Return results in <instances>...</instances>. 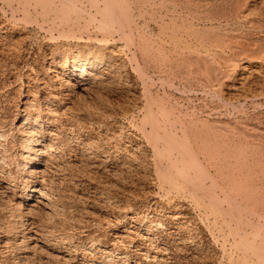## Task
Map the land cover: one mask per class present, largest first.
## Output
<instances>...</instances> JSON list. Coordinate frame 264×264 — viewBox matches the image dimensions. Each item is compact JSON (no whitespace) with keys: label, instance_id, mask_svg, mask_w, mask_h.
Wrapping results in <instances>:
<instances>
[{"label":"rangeland","instance_id":"374dc122","mask_svg":"<svg viewBox=\"0 0 264 264\" xmlns=\"http://www.w3.org/2000/svg\"><path fill=\"white\" fill-rule=\"evenodd\" d=\"M218 1L216 0L220 3L218 6L222 7L224 4L227 7L226 5L229 6L237 0H232L231 3V0ZM240 1H242L240 6L243 5L241 10L245 14L244 18L251 24L245 22L241 31L240 26H236V21L242 19L241 16L237 19L232 17L228 26L230 28L231 25L233 29L230 28V30L227 26L224 31L228 35L226 37H229V40L227 38L226 40L230 43L233 41L232 44H234V41L238 42L241 38V41L253 39L256 43L259 41L257 44L261 43L264 46V0ZM18 5L14 0L12 7H9L4 0H0V16L2 17L0 19L7 29L13 32L14 42L20 43L18 46L14 45L11 52L0 51V128L3 127L9 134L5 144L9 145L8 149L10 148L3 155L4 151L0 145L2 154H0V169L2 168L0 170V264H232L238 255V250L235 251L233 248L235 245H232L235 237L230 233L236 216H250V221L252 220L255 224L264 222V216H262L264 214V61H261L262 63L255 60L249 62L240 50L233 48L234 51L231 52L232 48H225L226 46H224L225 49L222 48L223 50L212 49L208 51L209 53L202 51L200 57L207 61L204 62L205 64L202 62L203 70L204 66L209 65V70L213 75L212 79H207V74L201 70L202 68L198 70L191 64L187 66L189 61L182 59L179 61H182V65L178 61L176 65L175 61L171 60V58L175 59V55L169 44L162 45L163 42L157 37V28L155 23L151 22L152 20H147L145 24L137 19L135 24L133 23L135 28L131 25L132 35L127 33L128 28L126 29L127 25L124 22L116 24L123 28H113L115 31L99 29L97 23L100 15L95 14L94 16L93 14L97 12L94 11L96 10L93 8L94 5L89 4L88 0H83L80 3L82 12L78 13L83 21H78L81 32L76 30V34L68 38L67 35L66 37H62L63 34L60 35L59 30L65 29L63 25H61L62 28H58L60 25L57 24L59 23L57 20H55L57 23L51 22L52 14H50L51 18L47 15L50 20L45 18L49 22L46 25V22L39 18L42 17L38 14L40 9L36 7V10L33 9L34 4L33 6L30 4L27 8L31 12V19L32 14L34 18V15H37L38 20L35 24L33 20L29 21L24 18V13L21 12L23 10ZM90 5L93 6L90 7ZM34 11L37 13L35 14ZM90 17L93 19L91 20ZM27 22L28 24H25ZM50 23L55 24L52 26ZM74 25L78 27V24ZM135 31L138 34H135ZM235 31L243 33L244 36L240 33L241 37L236 39L232 35L238 37L239 32ZM144 36L148 38L144 39ZM230 37H234L233 40ZM76 39L92 45L104 43L106 40L107 43L104 44L112 45L113 59L110 63L101 64L102 68L100 67L104 74L102 84L91 83L93 86L88 84L85 87L87 89H83L78 87L74 80H69V83L62 82L56 74V68L52 66H50V71H46L47 61L51 56L49 46L59 45L63 50L66 48L65 43L77 41ZM15 44L17 45L16 42ZM158 52H162V56ZM144 54L146 58L143 57ZM228 58L237 62L233 63L234 61L231 62ZM166 63L171 65V68ZM227 63H229L228 66ZM234 64L237 67L233 69L231 67ZM243 66L245 69L242 68ZM214 73H217L216 76L219 75L216 79ZM47 75L50 81L45 79ZM240 77H248L246 84L249 86L246 84L240 86L242 81ZM157 99L160 104L165 103L163 105L170 113H174V117L178 113L182 115L177 116L178 119L183 120L182 122L180 119V122L176 117L173 119L171 114L173 120L171 124L175 123L172 130L176 135L178 134L177 137L183 138V132L180 133V131H183L187 125V129H190L192 127L189 124L190 120L194 122L196 117L205 120L219 118L218 120L231 121L229 123L233 122L236 125L243 124L237 127L245 125L248 126L247 128L250 127L247 133L251 135L248 134L247 140L253 147L250 150L247 147V150L241 153L243 158L246 157L247 163L245 160L244 162L248 165H243V161L240 164L243 159H241V154L236 157L240 158L239 163L238 160H233L232 152L227 149V152H224L225 148H221L222 145L220 148L223 150L219 151L224 152H221L223 159L219 157L221 155L218 150H214L212 146L219 156L217 155V159L214 157L215 154L213 160L210 158L211 161L207 158L209 152L213 153L211 146L207 145L210 150L207 149L206 155V152L200 151L202 150V145H200L196 154L201 152L202 157H199V154L198 157L204 158L202 159L204 162L210 160L205 163L201 160L202 175L199 176L202 178L194 176V170L189 168L187 171L193 174L195 179L192 177L193 180H188L178 175L177 177L175 175V173L178 174L177 169L174 166L171 167L170 162L164 159L159 150L157 151L155 137L151 132V123L145 117L148 107H151L154 113L156 112L159 104L156 102ZM30 103L34 105L30 111L28 109V116L31 120L37 119V125L25 119L24 107ZM49 111H52V115ZM190 113L193 114L192 117ZM184 120L188 122L185 127ZM179 122L183 124L182 130ZM28 123H31L30 126L33 128H30ZM25 136L30 137V142L33 139V143L23 142V139L27 138ZM189 137L191 138V135ZM48 138H52L53 147L42 148L47 153L40 157L36 153L39 152L40 145ZM47 143L50 142L47 141ZM21 145L24 149H21ZM28 145L31 147V152L28 153L31 159L27 162L26 168H29L32 163L34 168L39 167L44 170L43 175L38 174L30 180L35 183L44 180V188L51 190L49 191L52 195V202H54L51 204L54 206L49 204V207H45L38 203L34 192H31L29 198L24 197L23 181L20 179L23 173L20 167L17 169V166L20 160L22 162L21 158ZM226 153L231 154L227 157L224 156V154L229 155ZM204 155L206 157H203ZM255 157L257 161H260L259 163H256ZM41 158L47 159L42 160ZM235 161L237 164H233L236 163ZM229 167L236 168L230 170ZM161 173H165L172 179L158 178L157 176ZM10 175L11 179H9ZM199 179L204 180L203 184ZM194 189L195 193H193ZM212 193L215 195H211ZM249 197L255 198L253 201L257 206L255 202L253 205ZM240 199L243 201L241 202ZM246 200L248 201L245 203ZM201 202L206 209L204 205V207L201 206ZM209 202L215 205L217 213L209 211L206 205ZM225 205L227 208H224ZM243 206H247L248 209ZM229 207L233 216H225V219L226 214L222 212L223 210L227 212ZM251 209L252 211L258 209L257 214ZM226 222H230V225ZM243 226L240 225L241 228ZM244 228L250 230V226H244ZM23 235L27 236L25 241ZM30 237L32 239H29ZM222 246L223 249H221Z\"/></svg>","mask_w":264,"mask_h":264},{"label":"bare ground","instance_id":"6f19581e","mask_svg":"<svg viewBox=\"0 0 264 264\" xmlns=\"http://www.w3.org/2000/svg\"><path fill=\"white\" fill-rule=\"evenodd\" d=\"M14 0H4L5 3H7V5L9 7H12V2ZM17 1V4H19L18 6H20L22 8L24 14V18L25 19H29V21H32L37 22L38 19L37 18V15H34L35 18L33 17V14H32V19H31V12H29L27 6H29L30 4H34L33 6V9L36 8H39L40 11H38V14L39 16H42L44 17L43 19H41L42 17H39L40 20H43L46 22V25L47 23H49L48 21L45 20V18L47 17V15L50 16V14H52V21L51 22H59L57 24H59L60 26H58V28L61 27V25H63L62 27H65V29H60V35H62V37H66L65 35L69 36L68 38H70V36H74V34H76V30L78 31L79 30V23L78 21H80L82 19V17L80 18V15L78 13H80V11L82 10V7L80 3L83 1V0H15ZM85 1V0H84ZM218 1V0H217ZM223 1V0H222ZM225 1V0H224ZM233 1H236V0H233ZM32 2V3H31ZM220 2V1H218ZM232 2V0L230 1V3ZM240 2L242 1H236V2H233L231 4L226 5L227 7H225V5L223 4V2H221V4H223V6L221 7V5L218 6V4L220 3H217L216 0H88V3L90 4H93V5H90L93 6V8H95L96 10L94 11H97L96 13H94L93 15L95 16L96 15H100V19H98V25H97V28L99 29H105L106 31L107 30H111L113 28H123L121 26H118L116 24H118L119 22H124V24L126 23V29L128 28V32L130 35L131 32L133 31L132 30V27L131 25H133V23L139 19V20H142L145 24H146V21L147 20H152L151 22L155 23L156 25V28H157V37L159 38V40L161 42H163L162 45H164L165 43H167V45L169 44L172 52H173V55H175V59H172L171 60H174L176 65L178 64V62L180 60H187L189 61L188 65L187 66H193L194 68L196 67L198 70L200 68H202L201 70H203V65L205 64L204 62H207L206 59H204L203 57V60L201 59L200 57V52L202 51H210L212 49H215V50H219V49H222L224 48V46H226L225 48L229 47V48H234V49H238L240 50V52L244 55L245 59L248 60L249 62H253L254 60L255 61H258L259 63H262L264 61V46L260 43V44H257L255 42V40H247L245 39L244 41H241V39L236 42L234 41V44H232L233 41H228L229 37H226L227 33L224 32L226 27L228 26L229 24V20L232 19V17H235L236 19L237 18H241L240 20L237 19V24L236 26H240L239 28H241L240 30L242 31V27L245 26V22L246 24L250 23V21L248 22L247 19H245V14L244 12L241 10V5L240 6ZM229 3V2H228ZM227 3V4H228ZM247 3V2H246ZM87 4V3H86ZM226 4V2H225ZM84 5V4H83ZM100 5V6H99ZM246 5V4H244ZM245 7V6H244ZM8 8V7H7ZM32 9V7H31ZM84 9V8H83ZM243 9V7H242ZM250 9V8H249ZM36 10V9H35ZM91 10V9H90ZM93 11V12H94ZM249 11V10H248ZM11 12V11H10ZM82 12V11H81ZM85 12V11H84ZM89 12V10H88ZM15 13V12H14ZM17 13V12H16ZM15 13V14H16ZM33 13V11H32ZM34 13L36 14L37 12L34 11ZM98 13V14H97ZM5 14V13H4ZM10 14V13H9ZM12 14V13H11ZM86 14V13H85ZM89 14H92V13H89ZM88 14V15H89ZM248 14V13H247ZM93 15L91 17H93ZM11 16V15H9ZM248 16V15H247ZM79 17V18H77ZM90 17V19H91ZM231 17V18H230ZM0 18H2L0 16ZM12 18V17H11ZM34 18V19H33ZM48 18V17H47ZM51 18V16H50ZM50 18H48V20H50ZM79 20H77V19ZM84 18V17H83ZM88 20H89V17H87ZM248 18V17H247ZM22 19V18H21ZM20 19V20H21ZM93 19V18H92ZM91 19V20H92ZM235 19V20H236ZM57 20V22L55 21ZM77 20V21H76ZM234 20V19H233ZM247 20V21H246ZM18 21V20H17ZM25 21V20H24ZM82 21V20H81ZM232 21V20H231ZM40 22V21H39ZM71 22H73L74 24H78V27L76 28V26L74 24H72ZM83 22V21H82ZM234 22V21H232ZM248 22V23H247ZM5 23V22H4ZM42 23V22H40ZM53 23V25L55 24ZM89 23H90V20H89ZM88 23V24H89ZM143 23V24H144ZM25 24H28L25 23ZM39 24V23H38ZM37 24V25H38ZM44 24V23H43ZM135 24V23H134ZM231 24V23H230ZM233 24V23H232ZM251 24V23H250ZM257 25V23H255ZM30 25V24H29ZM45 25V24H44ZM50 25H52L50 23ZM52 25V26H53ZM84 25H85V22H84ZM235 25V24H233ZM232 25V26H233ZM261 25V24H260ZM27 26V25H26ZM35 26V25H34ZM99 26V27H98ZM134 26V25H133ZM249 27V25H246ZM57 27V25L55 26ZM54 27V28H55ZM61 27V28H62ZM85 27V26H84ZM87 27V26H86ZM144 27V26H143ZM142 27V28H143ZM251 27H253L251 25ZM250 27V29H251ZM51 28V27H50ZM48 28V30L50 29ZM53 28V27H52ZM53 28V29H54ZM81 28V27H80ZM82 28H83V24H82ZM88 28V27H87ZM135 28V26H134ZM138 28V27H137ZM146 28V27H145ZM229 28V26H228ZM230 28H231V25H230ZM229 28V29H230ZM235 28V27H234ZM238 28V29H239ZM15 29V28H14ZM18 29V28H17ZM56 29V28H55ZM125 29V30H126ZM151 29V28H150ZM233 29V28H231ZM230 29V30H231ZM237 29V30H238ZM247 29V28H245ZM13 30V29H12ZM42 30V29H41ZM52 30V29H51ZM58 30V29H56ZM83 30V29H82ZM85 30V28H84ZM88 30V29H87ZM114 30V29H113ZM137 31V29H135ZM255 30V28H254ZM260 30V28H259ZM46 31V30H45ZM81 32V30H79ZM99 31V30H98ZM104 31V32H106ZM115 31V30H114ZM135 31V34H138L136 33ZM139 31V30H138ZM137 31V32H138ZM229 31V30H228ZM58 32V31H57ZM86 32V31H85ZM232 32V31H231ZM236 32V31H235ZM239 32V31H237ZM236 32V33H237ZM246 32V31H245ZM50 33V32H49ZM52 33V32H51ZM59 33V32H58ZM146 33V32H145ZM156 33V32H155ZM229 33V32H228ZM241 32L237 33L238 37H236L235 35H232L234 36L236 39L241 37L239 36ZM33 34V33H32ZM243 35V33H241ZM252 34V33H251ZM50 36V34H48ZM141 35V34H139ZM247 35V34H246ZM264 35V34H263ZM56 36H58V34H56ZM146 36V34H145ZM144 36V39L146 38ZM228 36V35H227ZM231 36V35H230ZM244 36V35H243ZM249 36V35H248ZM142 37V35H141ZM234 37H230L231 39L234 38ZM93 38V37H92ZM131 38V37H130ZM133 38V37H132ZM140 38V37H139ZM143 38V37H142ZM148 38V37H147ZM146 38V39H147ZM226 38L228 40H226ZM245 38V37H244ZM14 34L13 32L9 31L5 24H3L2 20L0 19V51H4V50H7L8 52H11L12 49H14L15 46H18L20 45V43H18L17 41H15L17 43V45L15 44L14 42ZM51 39V38H50ZM72 39V38H71ZM230 39V40H231ZM77 40V39H76ZM79 40V39H78ZM74 41V42H67L65 43L66 44V48L61 50L59 47V45H51L49 46L50 48V52H51V56H50V59L48 62V65H47V68H46V71H50V66L56 68V74L59 76V78H61L62 82L65 81L66 83H69V80H74L78 87H81L83 89H87L85 88L88 84H93V83H96L98 82V85L99 84H102L101 83V80L102 79V76H104V74L102 73L103 71H101L100 67H101V64H107V63H110L111 60L113 59V54H114V49L111 46H108L107 44H104V43H107L106 40L104 43H97L96 45H92L91 43H87V42H80V41ZM82 40V39H81ZM86 40V39H85ZM92 40V39H91ZM142 40V39H140ZM233 40V39H232ZM104 41V40H103ZM145 41V40H143ZM157 41V40H156ZM102 42V41H101ZM131 42V41H130ZM150 43V41H148ZM158 42V41H157ZM133 43V41L131 42ZM142 43V42H141ZM109 44V43H108ZM15 45V46H14ZM110 45V44H109ZM166 45V46H167ZM64 46V45H62ZM132 46V45H131ZM116 47V46H115ZM122 47V46H121ZM168 47V46H167ZM17 48V47H16ZM134 48V47H133ZM151 48V47H150ZM224 48V49H225ZM18 49V48H17ZM123 49V48H122ZM167 49V48H166ZM231 49V52L234 51V49L232 50ZM116 50V49H115ZM142 52H143V49L141 48ZM223 50V49H222ZM220 50V51H222ZM227 50V49H226ZM18 51V50H17ZM14 52V51H13ZM16 52V51H15ZM122 52V50H121ZM236 52V51H235ZM1 53V52H0ZM3 53V52H2ZM147 53V52H146ZM152 53V52H151ZM161 53L162 52H158ZM209 53V52H208ZM220 53V52H219ZM119 54V53H118ZM143 54V53H142ZM155 54V52H154ZM167 54V53H166ZM237 54H238V51H237ZM145 55V54H144ZM143 57L146 58V55ZM156 55V54H155ZM164 55V54H163ZM204 55V54H203ZM240 55V54H238ZM4 56V55H3ZM140 56V55H139ZM162 56V55H161ZM207 56V55H206ZM216 56V55H215ZM232 56V55H231ZM165 57V55H164ZM163 57V58H164ZM210 57V56H209ZM221 57V56H220ZM224 58V56H222ZM160 58V57H159ZM166 58V57H165ZM239 58V57H238ZM5 59V58H4ZM9 59V58H8ZM140 59V58H139ZM168 59V58H167ZM226 59V58H225ZM230 59V58H228ZM2 60V59H1ZM146 60V59H144ZM224 60V59H223ZM5 61V60H4ZM166 61V60H165ZM173 61V62H174ZM178 61V62H177ZM231 61V59H230ZM234 59L231 61L233 62ZM262 61V62H261ZM163 62V61H161ZM168 62V61H167ZM202 62L204 64H202ZM228 62V61H227ZM237 61H234L233 63H235ZM240 62V61H239ZM160 63V62H159ZM165 63V62H164ZM162 63V64H164ZM180 64L182 63L179 62ZM216 63V62H215ZM232 63V64H233ZM11 64V63H10ZM154 64V63H152ZM167 64V63H166ZM179 64V65H180ZM191 64V65H189ZM229 63H227V66H228ZM1 65V64H0ZM122 65V64H121ZM157 65V63H156ZM168 65V64H167ZM182 65V64H181ZM202 65V67H201ZM215 65V64H214ZM226 65V64H224ZM105 66V65H104ZM110 66V65H109ZM146 66V65H145ZM164 66V65H163ZM186 66V64H185ZM186 66V67H187ZM219 66V65H217ZM3 67V66H1ZM11 67V65H10ZM142 67V66H141ZM168 67L171 68V65ZM177 67V66H176ZM180 67V66H179ZM184 67V66H183ZM192 67V68H193ZM210 66H204V70L203 72H205V74H207L206 78L207 79H212V71H210L209 68ZM231 67V65H230ZM237 67L236 64H234L231 68H235ZM245 66H243L242 68H244ZM102 68V67H101ZM149 68V67H148ZM152 68V67H151ZM155 68V67H154ZM181 68V67H180ZM188 68V67H187ZM186 68V69H187ZM213 68V67H212ZM228 68V67H227ZM114 69V68H113ZM144 69V68H143ZM169 69V68H168ZM179 69V68H178ZM190 69V68H189ZM232 69V70H233ZM245 69V68H244ZM259 69V68H258ZM257 69V70H258ZM194 70V69H193ZM200 70V71H201ZM213 70V69H212ZM147 71V70H146ZM180 71V70H179ZM186 71V70H185ZM189 71V70H188ZM108 71H106L107 73ZM165 72V71H164ZM197 72V71H196ZM199 72V71H198ZM217 72V71H216ZM166 73V72H165ZM175 73V72H174ZM187 73H190V72H187ZM202 73V72H201ZM46 74V73H45ZM44 74V75H45ZM145 74V73H144ZM177 74V73H176ZM192 74V73H191ZM217 74V73H216ZM216 74L214 73V75L216 76ZM220 74V73H219ZM15 75V74H14ZM179 75V74H178ZM183 75V74H182ZM181 75V76H182ZM198 75V74H197ZM203 75V73H202ZM250 75V74H249ZM248 75V76H249ZM111 76V75H110ZM118 76V75H116ZM185 76V75H184ZM194 76V75H193ZM214 76V77H215ZM219 75H217L215 77V79L218 77ZM264 76V75H263ZM1 77V76H0ZM225 77V76H224ZM158 78V77H157ZM173 78V77H172ZM181 78V77H180ZM187 78V77H186ZM193 78V77H192ZM241 78V82H240V86H244L246 84V80L248 77H240ZM46 80H49L50 77H48V75L45 77ZM52 79V78H51ZM105 79V78H104ZM151 79V78H150ZM156 79V77H155ZM219 79V78H218ZM184 80V79H183ZM182 80V81H183ZM191 80V79H190ZM249 80V79H248ZM50 81V80H49ZM104 81V80H103ZM102 81V82H103ZM177 81V80H176ZM16 82V80H15ZM47 82V81H45ZM64 82V83H65ZM100 82V83H99ZM109 82V81H108ZM188 82V81H187ZM200 82V81H198ZM213 82V81H212ZM219 82V81H217ZM61 83V82H60ZM65 83V84H66ZM113 83V82H112ZM150 83V82H149ZM171 83V82H170ZM251 83V82H250ZM50 84V83H49ZM91 84V85H92ZM145 84V83H144ZM151 84V83H150ZM161 84V83H160ZM220 84V83H219ZM42 85V84H41ZM53 85V84H52ZM76 85V84H75ZM166 85V84H165ZM170 85V84H169ZM188 85V84H187ZM190 86L192 84H189ZM206 85V84H205ZM208 85H210L208 83ZM217 85V83H216ZM248 85V84H246ZM257 85V84H256ZM49 86V85H48ZM93 86V85H92ZM199 86V85H198ZM212 86V85H211ZM232 86V85H231ZM236 86V85H234ZM249 86V85H248ZM51 87V86H50ZM59 87V86H58ZM144 87V85H143ZM174 87V86H173ZM182 87V86H181ZM218 87V86H217ZM259 87V86H258ZM4 88V87H3ZM52 88V87H51ZM50 88V89H51ZM55 88V87H54ZM191 88V87H190ZM195 88V86H194ZM215 88V87H214ZM247 88V87H246ZM39 89V88H38ZM148 89V88H147ZM146 89V90H147ZM212 89V88H210ZM219 89V88H218ZM235 89V88H234ZM237 89V88H236ZM208 90V89H207ZM217 90V89H216ZM246 90H249V89H246ZM86 91V90H85ZM193 91V90H192ZM260 91V90H259ZM157 92V91H156ZM209 92V91H208ZM222 92V91H221ZM150 93V92H149ZM194 93V92H193ZM247 93V92H246ZM250 93V92H249ZM248 93V94H249ZM190 94V93H189ZM204 94V93H203ZM27 95V94H26ZM150 96V94H148ZM164 95V93H163ZM205 95V94H204ZM213 96V95H212ZM151 97V96H150ZM172 97V96H171ZM238 97V96H237ZM261 97V96H259ZM158 98V97H157ZM170 98V97H169ZM214 98V97H213ZM258 98V97H257ZM263 98V97H262ZM151 99V98H150ZM155 99V98H154ZM153 99V100H154ZM168 99V98H167ZM173 99V98H172ZM254 99V98H253ZM152 100V101H153ZM175 100V99H174ZM192 100V99H191ZM230 100V99H229ZM249 100V99H248ZM151 101V102H152ZM156 101V100H155ZM154 101V102H155ZM160 101V100H159ZM157 104L159 103L158 102V99H157ZM163 102V101H162ZM168 102V101H166ZM171 103V102H170ZM237 103V102H236ZM165 104V103H163ZM162 103L158 104L157 107H156V112L154 113L153 109L151 107H148L147 111H146V115L145 117H147V120L151 123V132L153 134V136L155 137V142H156V148L157 151L159 150L160 154L164 157V159H166L167 161L170 162L171 164V167L174 166L176 169H177V173H175V175L177 176H181L182 178L184 179H192L193 180V174L191 175L189 173L188 168L190 170H194V176H199V175H202L201 174V166H202V162L201 160L204 159V158H199V157H202L200 156L201 152L202 153H205L206 151L212 149L211 151L213 153L210 154V152L208 153L209 155H207V152H206V155H207V158L208 159H212L213 160V156L214 157H217L218 159V156L220 153L221 156H219L220 158L222 157V153H224L226 151V149L229 151L232 152V158L233 160L236 159L238 160V163L240 162V158H236L237 156H239V154L243 153L244 151L247 150V147H249V150L252 149L253 146H251V144L249 143V141L247 140V138L249 137V133H247L248 129L250 128H247L248 126H241V127H237L239 124H233L232 123H229L231 121H222V120H205V119H195V121H191L190 122L192 123H189L190 125H192V127L189 129H187V126L186 124H188V119H187V123L186 121L184 120V127H183V124H181V120L177 118L178 113L175 117L178 119V121L180 120L179 124L181 125V130L183 129V131H180L183 132V138H181L180 136L177 137L176 133L173 132L172 130V127L174 128L175 126V123L172 125L171 124V120H172V116H173V119H175L174 117V113L172 114V112L170 113L168 111V108L163 105ZM238 104V103H237ZM258 104V103H257ZM34 104L33 103H30L29 105H26L24 107V113H25V119L28 121V120H31L30 117L28 116L29 112H28V109L30 111L31 107L33 106ZM224 105V104H223ZM255 105V104H254ZM168 106V105H167ZM178 106V105H177ZM229 106V105H228ZM226 106V107H228ZM67 107V106H66ZM154 107V105H153ZM170 107V106H168ZM175 107V106H174ZM234 107V106H233ZM174 109V108H173ZM184 109V108H183ZM197 109V108H196ZM243 109V108H242ZM49 110V109H48ZM52 110V109H51ZM67 110V109H66ZM170 110V108H169ZM186 110V109H185ZM203 110V109H202ZM226 110V109H225ZM46 111V110H45ZM65 111V110H64ZM172 111V110H170ZM192 111V109H191ZM212 111V110H211ZM32 112V110H31ZM35 112V111H33ZM37 112V111H36ZM52 112V111H51ZM51 112L49 111V113L51 114ZM186 112V111H185ZM214 112V111H213ZM172 114V116H171ZM183 114V112H182ZM191 114V113H190ZM52 115V114H51ZM54 115V114H53ZM144 115V113L142 114ZM181 115V114H180ZM184 115V114H183ZM193 114H191V117H192ZM32 116V115H31ZM182 116V115H181ZM186 116V115H185ZM208 116V114H207ZM214 116V115H213ZM36 117V116H35ZM143 117V116H142ZM190 117V118H191ZM238 117V116H237ZM24 119V121H25ZM42 119V118H40ZM184 119V117H183ZM1 120V119H0ZM34 120V119H33ZM31 120L32 122L31 123H34L35 125L38 124V120L35 119L34 121ZM42 121V120H41ZM235 121V119H234ZM2 122V121H1ZM5 122V121H4ZM23 122V121H22ZM30 122V121H28ZM173 122V120H172ZM183 122V120H182ZM7 123V122H6ZM31 123H28L27 125L30 127V128H33L31 127ZM194 123V125H193ZM3 124V123H2ZM53 124V123H51ZM145 124V123H144ZM178 124V125H179ZM233 124V125H232ZM54 125V124H53ZM243 125V124H241ZM251 126V124H250ZM1 127V126H0ZM39 127V126H38ZM179 127V126H178ZM258 127V126H257ZM20 128V127H19ZM29 129V128H28ZM36 129V128H35ZM176 129V128H175ZM254 129V128H253ZM258 129V128H257ZM31 130V129H30ZM33 130V129H32ZM31 130V131H32ZM13 131V130H12ZM36 131V130H35ZM177 131V130H176ZM34 132V131H33ZM48 132V131H47ZM262 132V131H261ZM54 134V133H52ZM191 135V138L189 137ZM249 134V135H248ZM8 135L7 134V131L5 129L0 128V145L1 148H2V151H4V154L5 155V152L10 149H8V146L7 144V141H8ZM33 135V134H32ZM50 135V134H49ZM203 135V136H202ZM254 136V135H253ZM27 137V136H25ZM251 137V136H250ZM60 138V137H59ZM150 138V137H149ZM255 138V136H254ZM192 139V140H190ZM256 139V138H255ZM20 140V139H19ZM30 137L28 136L27 138H24L23 139V142L25 143H29L30 142ZM33 141V139H32ZM30 142V143H33V142ZM46 141V140H45ZM50 142V143H47ZM46 142H41L42 144H38L40 145V150L38 154L40 157L41 156H44L46 150L42 149V148H45L46 146L48 147H53L52 144L53 142L51 143L52 141V138H48ZM253 141V140H252ZM250 141V142H252ZM255 141V140H254ZM263 141V140H262ZM257 142V141H256ZM36 143V142H35ZM154 143V142H153ZM21 144V143H20ZM250 144V146H248ZM197 147H195V146ZM200 145H204L203 147L201 146L202 150L200 149V154H199V157H198V154H196V151H198V148ZM211 146L210 149H208L209 147L206 146ZM222 145V146H221ZM227 145V146H226ZM19 146V145H18ZM23 147V145H21ZM32 146V145H31ZM214 147V150H218V153H215V151L213 150V147ZM225 148L224 150L220 148ZM256 146H259V145H256ZM21 149H24V147ZM46 147V148H47ZM154 147V145L152 146ZM206 147V148H204ZM219 147V148H218ZM26 148V146H25ZM155 148V149H156ZM255 148V147H254ZM263 148V147H262ZM31 147L28 145V147L26 148L25 152L23 153V156H22V162L20 160V164H18L17 166V169L18 167H20L19 169L22 171L21 173H23L22 177L20 179H22L23 181V186H22V190L24 191V197L27 199L31 196V192L35 193V198H37L38 200V203H41L43 206L45 207H49L48 205L51 204L52 202V195L50 193V189H45L44 188V180H40V182H32L30 179H33L36 177V175H43L44 173V170L43 169H40L39 167H36L34 168V164L31 163V166L29 168H26V164L28 161H30L29 157L30 155L28 154L30 151ZM154 149V148H153ZM195 149V150H194ZM205 151H204V150ZM208 149V150H207ZM219 150H223V151H219ZM260 150V149H259ZM264 150V149H263ZM204 151V152H203ZM229 151V152H230ZM258 151V150H257ZM1 152V151H0ZM227 152V151H226ZM253 152V151H251ZM156 153V152H155ZM158 153V152H157ZM234 153V154H233ZM1 154V153H0ZM8 154V153H7ZM25 154V155H24ZM53 154V153H52ZM226 154H229V155H225L224 156H230L231 153H226ZM260 154V153H259ZM262 154V153H261ZM264 154V153H263ZM2 155V154H1ZM206 155H204L203 157H206ZM212 155V156H211ZM218 155V156H217ZM234 155V156H233ZM242 155V156H241ZM241 159L243 158V154H241ZM251 155V154H250ZM7 156V155H6ZM19 156V154H18ZM257 156V154H256ZM262 157V155H260ZM259 156V158H260ZM9 157V155H8ZM48 157V156H47ZM235 157V158H234ZM245 157V156H244ZM251 157V156H250ZM264 157V155H263ZM2 158V157H1ZM11 158V157H10ZM35 158V157H34ZM39 158V157H38ZM51 158V157H50ZM49 158V159H50ZM162 158V157H161ZM206 158V159H207ZM225 158V157H224ZM246 158V157H245ZM245 158H243L240 162V164L242 163L243 161V165H248L246 164L247 161L245 160ZM5 159V158H4ZM7 159V157H6ZM36 159V158H35ZM42 159V158H41ZM44 159V158H43ZM42 159V160H43ZM47 158H45L44 160H46ZM53 159V158H52ZM163 159V160H164ZM205 159V160H206ZM210 159V160H211ZM223 159V157H222ZM256 159V157H255ZM210 160H206V161H210ZM211 160V161H212ZM216 160V158L214 159ZM229 160V159H228ZM244 160L246 161V163L244 162ZM252 160V159H251ZM254 160V159H253ZM252 160V161H253ZM36 161V160H35ZM203 161V160H202ZM205 161V162H206ZM221 161V160H220ZM219 161V162H220ZM225 161V160H223ZM256 163H259L260 161H257V159L255 160ZM37 162V161H36ZM49 162V161H48ZM163 162V161H162ZM204 162V161H203ZM204 162V163H205ZM218 162V161H217ZM236 162V161H235ZM35 163V162H34ZM44 163V162H43ZM225 163V162H224ZM228 163V162H227ZM230 163V162H229ZM46 164V163H45ZM209 164V163H208ZM233 164H237L236 163H233ZM239 164V165H240ZM251 164V163H250ZM219 165V164H218ZM221 165V164H220ZM225 165H228V164H225ZM261 165V164H260ZM59 166V165H58ZM57 166V167H58ZM162 166V165H161ZM169 166V165H168ZM209 166V165H208ZM217 166V165H216ZM232 166V165H231ZM258 166V165H257ZM8 167V166H7ZM45 167V166H44ZM222 167V166H221ZM187 168V169H186ZM230 168V167H229ZM236 168V167H235ZM234 168V169H235ZM241 168V167H240ZM251 168V166L249 167ZM247 168V169H249ZM48 169V168H47ZM175 169V170H176ZM186 169V170H185ZM234 169H231L230 170H234ZM246 169V170H247ZM262 169V168H261ZM2 170V168L0 169ZM238 170V169H237ZM242 170V168H241ZM260 170V169H259ZM167 171V170H166ZM220 171V170H219ZM254 171V170H253ZM17 172V171H16ZM19 172V171H18ZM203 172V171H202ZM217 172V171H216ZM230 172V171H229ZM228 172V173H229ZM250 172V171H249ZM2 173V172H1ZM160 173V172H159ZM158 173V174H159ZM168 173V172H166ZM227 173V174H228ZM248 174V172H246ZM244 173V175L246 174ZM173 174V173H172ZM7 175V174H6ZM232 175V174H231ZM250 175V174H249ZM177 176V177H178ZM227 176V175H226ZM254 176V175H253ZM1 177V176H0ZM3 177V176H2ZM7 177V176H6ZM158 178H162V179H172L170 178L168 175H166L165 173H161L160 176H157ZM193 177V178H192ZM201 176H199L200 178ZM228 177V176H227ZM236 177V176H234ZM242 177V176H241ZM244 177V176H243ZM17 178V177H15ZM14 178V179H15ZM202 178V177H201ZM2 179V178H1ZM4 179V178H3ZM11 179V175H10V178ZM13 179V178H12ZM18 179V178H17ZM181 179V178H180ZM179 179V180H180ZM195 179V178H194ZM198 179V177H197ZM5 180V179H4ZM183 180V179H182ZM201 179H199L200 181ZM209 180V179H208ZM253 180V179H252ZM19 181V180H18ZM34 181V180H33ZM37 181V180H36ZM39 181V180H38ZM161 181V180H160ZM186 181V180H185ZM202 181V180H201ZM204 181V180H203ZM203 181H202V184H203ZM236 181V180H235ZM239 181V180H238ZM244 181V179L242 180ZM246 181V180H245ZM162 182V181H161ZM164 182V180H163ZM170 182V181H169ZM178 182V181H177ZM180 182V181H179ZM178 182V183H179ZM188 182V181H186ZM190 182V181H189ZM211 182V181H210ZM209 182V184H210ZM45 183V182H44ZM160 183V182H159ZM192 183V182H190ZM189 183V184H190ZM194 183V182H193ZM192 183V184H193ZM244 183V182H243ZM250 183V182H249ZM256 183V182H255ZM168 184V182L166 183ZM184 184V183H182ZM240 184V182H239ZM245 184V183H244ZM251 185V184H250ZM173 186V185H171ZM234 186V185H233ZM248 186V185H246ZM245 186V187H246ZM264 186V185H263ZM175 187V186H173ZM240 187V186H239ZM244 187V185H243ZM6 188V187H5ZM252 188V186H251ZM255 188V187H253ZM233 189V188H231ZM243 189V188H241ZM50 190V191H49ZM207 190V188H206ZM239 190V188H238ZM245 190V189H244ZM256 190V188L254 189ZM182 191V189H181ZM184 191V190H183ZM186 191V190H185ZM236 191V190H235ZM247 191V190H246ZM251 191V190H250ZM261 191V190H260ZM264 191V189H263ZM189 192V191H188ZM192 192V191H190ZM230 192V191H229ZM249 192V191H248ZM253 192V190H252ZM247 193V194H253V193ZM256 192V191H255ZM183 193V192H182ZM187 193V192H186ZM195 193V189H194V192ZM238 193V192H237ZM262 193V192H261ZM260 193V194H261ZM54 194V193H53ZM188 194V193H187ZM192 194V193H191ZM190 194V196H192ZM197 194V193H196ZM210 194V193H209ZM227 194V193H226ZM234 194V193H233ZM256 193H254L255 195ZM198 195V194H197ZM211 195H215V193H212ZM209 195V196H211ZM231 195V194H230ZM263 195V194H262ZM211 196V197H213ZM239 196V195H238ZM216 197V196H215ZM214 197V199H215ZM223 197V196H222ZM232 197V196H231ZM246 197V196H244ZM257 197V194L256 196ZM233 198V197H232ZM235 198V197H234ZM250 198V197H249ZM199 199V198H198ZM197 199V200H198ZM213 199V198H212ZM217 199V197H216ZM224 199V198H223ZM222 199V200H223ZM245 199V198H244ZM251 199V198H250ZM259 199V198H258ZM30 200V199H29ZM207 200V199H206ZM220 199H218L219 201ZM230 200V198H229ZM241 200V199H240ZM249 200V199H248ZM244 201L245 203L248 201ZM252 203L254 205V202L253 200H255V198H252ZM18 201V200H17ZM199 201H202V200H199ZM225 201V200H224ZM239 201V200H238ZM243 200H241L242 202ZM250 201V200H249ZM203 202V201H202ZM201 202V204H202ZM207 202V201H206ZM221 202V201H220ZM263 202V201H262ZM54 203V202H52ZM57 203V202H56ZM222 204L224 202H221ZM229 202H227L228 204ZM261 203V202H260ZM259 203V204H260ZM200 204V203H199ZM216 204V203H215ZM225 204V203H224ZM230 204V203H229ZM238 204V203H237ZM248 204V203H247ZM262 204V203H261ZM21 205V204H20ZM37 205V204H36ZM53 205V204H51ZM50 205V206H51ZM204 204H202L201 206H203ZM208 206V209L209 211L211 210L213 213H217V209L215 207V205H213L211 202L207 203L206 204ZM241 206V204H239ZM243 205V204H242ZM246 205V204H245ZM252 205V204H251ZM255 205H256V202H255ZM40 206V205H39ZM54 206V205H53ZM205 206V205H204ZM203 206V207H204ZM218 206V205H216ZM233 206V205H232ZM235 206V205H234ZM257 206V205H256ZM259 206V205H258ZM263 205H261L262 207ZM52 207V206H51ZM50 207V208H51ZM239 207V206H238ZM242 207V206H241ZM243 207H246L248 209L247 206H243ZM251 207V206H250ZM260 207V206H259ZM38 208V207H37ZM53 208V207H52ZM219 208V207H218ZM223 208V207H222ZM224 208H227L226 205ZM30 209V208H29ZM43 209V208H42ZM205 209H206V206H205ZM236 209V208H235ZM245 209V210H247ZM18 210V209H17ZM222 210V209H220ZM254 211H251L252 212H256L255 214H257V211L258 209H253ZM208 211V210H207ZM240 211V209H239ZM20 212V211H19ZM30 212V211H29ZM37 212V210H36ZM204 212V210H203ZM221 212V211H220ZM225 210H223V214H226L224 215V217L228 216V215H232L233 216V213H232V210L231 208L229 207L228 208V211L226 213ZM235 212V211H234ZM244 212V211H243ZM242 212V213H243ZM259 212V211H258ZM32 213V212H31ZM46 213V212H45ZM212 213V215H213ZM221 213V214H222ZM19 214V213H18ZM23 214V213H22ZM29 214V213H28ZM20 215V214H19ZM223 216V215H222ZM260 216V214H259ZM262 216H264V214H262ZM261 216V217H262ZM223 217V218H224ZM225 217V219H226ZM250 216H247V215H238L236 216V221H235V224L234 226L231 228L232 229V232H230L232 234V236H234V243L232 244L236 251V249L238 250V255H234L236 256V258H234L235 260L233 261L232 264H264V222L262 224H255L252 220V222L254 223V225L251 223L250 219H249ZM252 217V216H251ZM218 218V217H217ZM253 218V217H252ZM228 219V218H227ZM223 220V219H222ZM261 220V219H260ZM258 221V220H257ZM222 222V221H221ZM227 223V222H226ZM213 224H214V221H213ZM228 225H230V222L227 223ZM233 224V223H232ZM231 224V225H232ZM240 225H244L245 227L246 226H250V230L245 229L244 226L241 228ZM159 226V225H158ZM224 226V225H223ZM213 227V226H212ZM215 227V226H214ZM220 228V227H219ZM226 228V227H224ZM223 228V229H224ZM230 228V226H229ZM213 229V228H212ZM221 229V228H220ZM219 229V230H220ZM11 230V229H10ZM230 229H228L229 231ZM221 231V230H220ZM227 231V230H226ZM212 232V231H211ZM219 232V231H218ZM228 233V232H227ZM229 233V234H230ZM220 234V233H219ZM230 234V235H231ZM231 236V237H232ZM24 238V241L26 240L25 238H27L26 235H23L22 236ZM29 237V236H28ZM214 237V236H213ZM224 237V236H223ZM230 237V236H229ZM39 238V237H38ZM29 239H32L31 237ZM35 239V238H34ZM217 241V240H216ZM215 242V241H214ZM222 242V240H221ZM53 244V243H52ZM19 245V244H18ZM45 245V244H44ZM236 247V248H235ZM221 249H223V246L221 247ZM212 252V251H211ZM235 253V252H234ZM233 254V252H232ZM237 254V253H236ZM229 256V255H228ZM229 259L231 257H228ZM226 259V258H225ZM230 263V262H229Z\"/></svg>","mask_w":264,"mask_h":264}]
</instances>
